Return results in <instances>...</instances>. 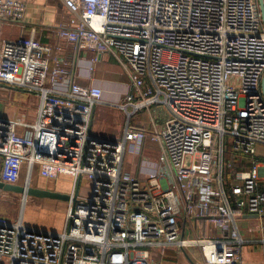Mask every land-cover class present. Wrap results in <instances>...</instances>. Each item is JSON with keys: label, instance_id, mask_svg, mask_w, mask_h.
<instances>
[{"label": "built area", "instance_id": "1", "mask_svg": "<svg viewBox=\"0 0 264 264\" xmlns=\"http://www.w3.org/2000/svg\"><path fill=\"white\" fill-rule=\"evenodd\" d=\"M27 1L0 0V24H22ZM62 1L79 23L52 29L61 41L56 48L68 43L115 55L142 98L131 102L128 94L130 104L167 106L163 128L152 133L160 163L146 178L122 173L127 147L139 152L148 132L127 127L120 140L95 135L91 119L103 89L70 80L56 57L48 68L51 51L35 30L3 40L0 83L38 92L41 105L33 123L12 119L0 127V180L20 184L24 167L32 174L37 165L43 177L69 176L72 190L62 231L0 216V264H156L154 247L197 249L206 264H242L237 219L264 217L260 1ZM226 153L230 168L234 159L245 166L230 171L228 185ZM84 176L87 195L80 193ZM193 218L208 220L221 236L190 237Z\"/></svg>", "mask_w": 264, "mask_h": 264}, {"label": "crops", "instance_id": "2", "mask_svg": "<svg viewBox=\"0 0 264 264\" xmlns=\"http://www.w3.org/2000/svg\"><path fill=\"white\" fill-rule=\"evenodd\" d=\"M78 23L77 14L68 10L62 0H28L22 24H0V46L3 40L29 37L35 30V39L46 44L51 51L50 54L45 55L48 68L53 67L52 59L56 57L64 68L70 70L68 75L70 80L72 78L75 82L85 86L101 87L104 91L103 97L94 107L91 131L95 135L109 140L122 139L127 127L148 132L147 138L140 143L141 150L139 152L131 151L129 146L127 147L121 168L124 174L146 178L152 172L157 171L159 167V163L156 161L158 155L155 159L152 153L154 146L159 152L160 141L155 140L152 133L163 128L169 115L168 108L161 103L145 104L138 108L135 107V104H130V100L127 99L128 94L134 96L131 102L138 103L142 98L131 83L128 68L115 55L97 54L93 48L79 47L68 43L61 44L62 51L58 50L59 48L56 46L60 45L61 41L56 31L52 29L58 26H76ZM44 74H47L48 77V72ZM62 82L63 78H60L58 84L60 88L63 87ZM46 85L50 86L51 84L47 81ZM40 105L41 97L38 92L0 84V127L3 128L12 119H20L28 124L33 123ZM4 119H8L7 124L3 122ZM17 131L24 134L26 126L18 125ZM160 148L161 153V143ZM224 158L226 164L225 182L228 185L230 171L235 173L244 165L234 159L233 167L230 168L228 165L232 156L226 158L225 154ZM28 178H30L31 186L34 187L68 194L72 190V179L69 176L49 179L41 176L38 168L37 175L34 177L33 173L30 174L25 166L20 184L27 182ZM0 195L21 197L22 212L19 219H22L25 225L54 232L64 229L68 201L24 197L19 193L2 190H0ZM30 201L33 204L29 205ZM59 202H64L65 207ZM27 205L33 212L31 218L28 219L25 217ZM59 212L62 213V217L59 216ZM252 215L254 214L244 213L237 219L245 239L238 259L242 264H264V217L259 218ZM191 225L194 229L189 233L190 237L217 238L222 233L218 227L206 219L193 218ZM258 225L259 227H256ZM170 248L172 251L169 252L173 256H170V253L169 256H166L165 252L160 256L155 255L156 264H161L160 262L163 260L166 264H202L199 262L201 260L203 264H206L204 256H188L186 253H182L184 256H174L179 252L173 250L176 249L174 247ZM195 251L201 254L199 250L195 249Z\"/></svg>", "mask_w": 264, "mask_h": 264}, {"label": "rangeland", "instance_id": "3", "mask_svg": "<svg viewBox=\"0 0 264 264\" xmlns=\"http://www.w3.org/2000/svg\"><path fill=\"white\" fill-rule=\"evenodd\" d=\"M160 149L161 148H160V142H159V144H158L159 152L156 150V146H154L153 153H152L153 157L155 159H156V156L158 155V158L156 160L158 163H160V160H159ZM229 156H230V153H226V158H228ZM37 172H38V166L35 165L34 170H33V176L34 177L37 175ZM90 183H91L90 177L89 176H84L83 180H82V183H81V187H80V193H82L83 195H87L89 193ZM28 204L29 205L33 204V202L30 201ZM59 204H61L64 207L66 205L64 202H59ZM29 205H27L26 209H25V217L27 219L31 218V215L33 214V212L29 209ZM21 212H22V200H21L20 196L16 195V196H12V197L11 196L10 197H5L3 195H0V216H3L5 218L9 219L10 221L16 222V221L20 220L19 216H20ZM59 216L62 217V213L61 212H59ZM25 217H24V221H25ZM155 248H157V249L155 250ZM152 249L155 250L156 255H158V256H160V254L163 251L165 252V254H167L166 256H169L168 255L169 253H170V256H173V254L171 252H169V251H172V248H170V247L167 248L166 250H162L160 247H154ZM173 250H175L176 252H179L178 254H176L174 256H184V254H182V252L179 251V249H173ZM186 254L188 256H202L201 254L198 253V251H195V250H188V251H186ZM199 262H201L203 264L202 260L199 261ZM160 263L161 264H166L164 262V260L162 262H160ZM205 263H206V261H205Z\"/></svg>", "mask_w": 264, "mask_h": 264}, {"label": "water", "instance_id": "4", "mask_svg": "<svg viewBox=\"0 0 264 264\" xmlns=\"http://www.w3.org/2000/svg\"><path fill=\"white\" fill-rule=\"evenodd\" d=\"M259 1L261 4L263 19H264V2H263V0H259ZM0 84L5 85L2 83H0ZM261 89H262V93L264 96V76H263L262 81H261ZM93 113H94V111H93ZM92 121H93V117L91 119V125H92ZM3 122H5L7 124L8 119H4ZM6 129H7V127L5 125L4 130H6ZM0 190H2L4 192L19 193V194H22L24 197L28 196V197H36V198H50V199H56V200H62V201H70V199H71V197L68 193H62V192H58V191L38 188V187L28 185L26 183L25 184H10V183H5V182L0 180ZM252 216H257V215H252Z\"/></svg>", "mask_w": 264, "mask_h": 264}]
</instances>
